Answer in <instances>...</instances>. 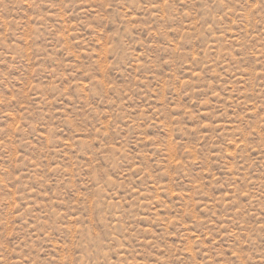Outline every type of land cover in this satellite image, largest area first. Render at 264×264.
I'll list each match as a JSON object with an SVG mask.
<instances>
[{
	"label": "rangeland",
	"instance_id": "1",
	"mask_svg": "<svg viewBox=\"0 0 264 264\" xmlns=\"http://www.w3.org/2000/svg\"><path fill=\"white\" fill-rule=\"evenodd\" d=\"M0 264H264V0H0Z\"/></svg>",
	"mask_w": 264,
	"mask_h": 264
}]
</instances>
